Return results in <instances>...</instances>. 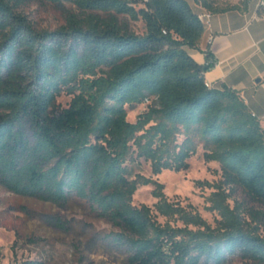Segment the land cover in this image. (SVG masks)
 Returning <instances> with one entry per match:
<instances>
[{
    "label": "trees",
    "instance_id": "obj_1",
    "mask_svg": "<svg viewBox=\"0 0 264 264\" xmlns=\"http://www.w3.org/2000/svg\"><path fill=\"white\" fill-rule=\"evenodd\" d=\"M48 1L75 8L54 29H37L25 0H0V184L55 203L85 199L118 228L128 264H222L236 253L264 264V235L228 203L240 190L264 208V127L237 90L207 84L214 60L190 52L205 24L188 1ZM62 94L71 96L65 106ZM144 101L129 120L126 106ZM199 145L222 170L209 196L223 217L213 227L191 203L170 200L163 183L129 175L140 158L153 174L187 169ZM150 183L154 205L134 204Z\"/></svg>",
    "mask_w": 264,
    "mask_h": 264
},
{
    "label": "rangeland",
    "instance_id": "obj_2",
    "mask_svg": "<svg viewBox=\"0 0 264 264\" xmlns=\"http://www.w3.org/2000/svg\"><path fill=\"white\" fill-rule=\"evenodd\" d=\"M139 5V4H138ZM137 5V6H138ZM21 9L37 29H54L66 22V15L75 8L69 4L57 5L48 0H25ZM130 27L143 33L142 20L127 19ZM71 96L62 94L58 104L65 106ZM148 101L127 105V118L135 121L147 110ZM201 145L189 158L184 170L165 169L153 174L149 161L143 158L128 163L129 175L141 173L163 183V191L170 200L191 203L213 227L223 218L213 207L209 196L215 184L222 180L219 162L206 161ZM155 184L140 185L133 195V203L153 206L157 197ZM230 208L238 210L247 225L264 235V217L259 216L263 206L238 190L228 200ZM162 219V218H161ZM107 218L95 212L88 201L70 198L55 203L39 197L24 196L0 184V264L42 261L44 264H128L126 251L113 239L117 231ZM202 264H215L213 262ZM222 264H258L239 253L228 256Z\"/></svg>",
    "mask_w": 264,
    "mask_h": 264
},
{
    "label": "crops",
    "instance_id": "obj_3",
    "mask_svg": "<svg viewBox=\"0 0 264 264\" xmlns=\"http://www.w3.org/2000/svg\"><path fill=\"white\" fill-rule=\"evenodd\" d=\"M197 14L207 10L197 0H187ZM226 7L211 12L199 48L190 49L200 62L214 65L205 72L207 83H223L237 90L264 127V19H253L255 5L246 0H217Z\"/></svg>",
    "mask_w": 264,
    "mask_h": 264
},
{
    "label": "built area",
    "instance_id": "obj_4",
    "mask_svg": "<svg viewBox=\"0 0 264 264\" xmlns=\"http://www.w3.org/2000/svg\"><path fill=\"white\" fill-rule=\"evenodd\" d=\"M248 3H253L255 5V11L252 15L253 19H264V0H246ZM212 13L206 11L204 13H199L198 16L201 21L206 25L209 23ZM209 84V83H207Z\"/></svg>",
    "mask_w": 264,
    "mask_h": 264
}]
</instances>
